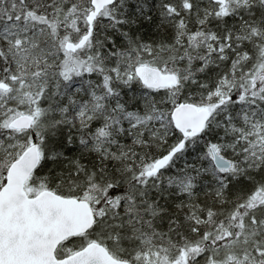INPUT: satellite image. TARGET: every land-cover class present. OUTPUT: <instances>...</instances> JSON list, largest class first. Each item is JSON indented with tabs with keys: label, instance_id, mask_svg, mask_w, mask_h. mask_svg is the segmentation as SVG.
<instances>
[{
	"label": "snow or ice",
	"instance_id": "obj_1",
	"mask_svg": "<svg viewBox=\"0 0 264 264\" xmlns=\"http://www.w3.org/2000/svg\"><path fill=\"white\" fill-rule=\"evenodd\" d=\"M0 264H264V0H0Z\"/></svg>",
	"mask_w": 264,
	"mask_h": 264
}]
</instances>
